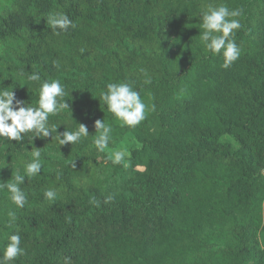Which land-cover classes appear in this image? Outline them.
Here are the masks:
<instances>
[{"label": "trees", "instance_id": "16d2710c", "mask_svg": "<svg viewBox=\"0 0 264 264\" xmlns=\"http://www.w3.org/2000/svg\"><path fill=\"white\" fill-rule=\"evenodd\" d=\"M209 5L243 10L228 68L200 39ZM60 13L75 27L47 24ZM53 80L70 108L49 125L89 136L0 138V184L25 175L27 198L0 188V255L13 234L24 249L10 264H264V0H0V90L37 107ZM124 82L148 106L134 128L102 99ZM96 120L112 128L104 152ZM125 147L128 168L107 160ZM32 148L42 168L28 177Z\"/></svg>", "mask_w": 264, "mask_h": 264}, {"label": "clouds", "instance_id": "9594fccd", "mask_svg": "<svg viewBox=\"0 0 264 264\" xmlns=\"http://www.w3.org/2000/svg\"><path fill=\"white\" fill-rule=\"evenodd\" d=\"M243 14L242 9H229L226 5L212 6L209 5L207 10L202 14V28L204 31L200 34V39L204 42L206 48L213 53H221L224 59L223 68L230 67L237 61L241 55V49L236 43L234 36L236 30H239L242 25L239 17ZM53 29L67 31L70 27H75L73 21L68 15L60 13L55 16H50L47 20ZM57 35L60 32L56 33ZM28 81L36 82L41 79L38 73H31L27 76ZM66 92L59 80L51 82L45 81L40 85L38 106H28L24 101L16 98L14 91L7 88L0 90V138H7L12 141H21L25 133H33L32 139L48 138L53 139V132L58 133L55 125H49V115H56L63 110L69 109V104L64 99ZM102 99L106 103L108 111L114 114L121 121L122 126L136 127L146 118L147 105L141 98L140 92L133 89L129 83H109L107 90L102 94ZM154 108V106H153ZM96 137L94 145L99 152H104L109 147V142L112 139L111 126L105 121L96 120ZM89 131L86 125L78 124V127L72 131L65 130L63 133H58L55 140L61 146L75 144L82 137H88ZM31 162L25 165L26 175L28 177L35 176L41 172L42 165L40 163L41 152L37 148H32ZM128 149L120 148L110 150L107 160L115 165H123L128 168L126 162ZM75 167V164L72 165ZM143 165H136L137 170H142ZM59 179V176L57 177ZM11 182L0 184V188H6L11 194V200L20 208L26 203V195L19 185L25 183V175L17 173L12 176ZM54 190H46L44 197L47 200L55 198ZM112 199L107 198L105 203ZM90 203H96L93 200ZM11 220L8 226H12L16 216L14 212H8ZM24 254V249L21 247V237L19 234L10 235L6 244L3 255H0V264H10L18 256ZM65 264H71L70 258H65Z\"/></svg>", "mask_w": 264, "mask_h": 264}, {"label": "rangeland", "instance_id": "374dc122", "mask_svg": "<svg viewBox=\"0 0 264 264\" xmlns=\"http://www.w3.org/2000/svg\"><path fill=\"white\" fill-rule=\"evenodd\" d=\"M241 49V52L244 50V48H240ZM261 242H262V245L264 247V235L261 236Z\"/></svg>", "mask_w": 264, "mask_h": 264}]
</instances>
